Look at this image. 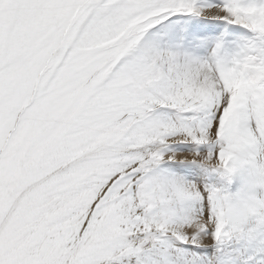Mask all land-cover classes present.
<instances>
[{"label": "snow or ice", "instance_id": "snow-or-ice-1", "mask_svg": "<svg viewBox=\"0 0 264 264\" xmlns=\"http://www.w3.org/2000/svg\"><path fill=\"white\" fill-rule=\"evenodd\" d=\"M0 264H264V0H0Z\"/></svg>", "mask_w": 264, "mask_h": 264}]
</instances>
